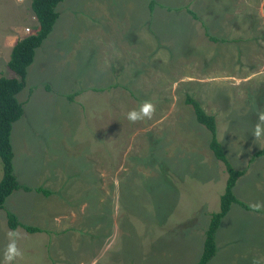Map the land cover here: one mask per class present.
<instances>
[{
    "label": "rangeland",
    "instance_id": "rangeland-1",
    "mask_svg": "<svg viewBox=\"0 0 264 264\" xmlns=\"http://www.w3.org/2000/svg\"><path fill=\"white\" fill-rule=\"evenodd\" d=\"M98 1L104 5L98 15L92 0L58 3L53 33L35 48L30 64L32 99L12 128L16 169L29 166L16 172L19 177L38 184L47 174L39 170L58 164L65 178L66 223L88 216L86 223H97L98 232L88 245L91 225L77 242L61 238L59 253L66 258L56 261L41 235L22 234L23 256L15 264H193L209 215L218 209L226 171L208 148L209 132L184 103L186 94L214 116L225 158L244 171L236 197L247 205L264 202V154L249 161L264 146L252 137L257 112L264 111V0H213L214 10L205 12L210 18L185 28L203 44L204 28L225 41L208 40V48L198 49L205 58L195 52L169 67L151 53V40L182 35L186 29L179 22L152 21L149 13L160 11L149 0ZM204 2L194 1L195 13H203ZM28 3L0 0V28L31 22ZM31 32V23L25 24L22 33ZM237 37L240 42L229 41ZM4 38L0 70L10 44ZM46 83L58 93L51 94ZM70 89L84 90L68 100L64 93ZM145 100L156 105L153 118L131 124L127 112ZM89 163L97 168L96 184L76 185L73 180L89 179ZM8 207L7 202L0 209V262L8 243ZM216 244L207 264H264V215L232 203Z\"/></svg>",
    "mask_w": 264,
    "mask_h": 264
},
{
    "label": "crops",
    "instance_id": "crops-1",
    "mask_svg": "<svg viewBox=\"0 0 264 264\" xmlns=\"http://www.w3.org/2000/svg\"><path fill=\"white\" fill-rule=\"evenodd\" d=\"M150 1L152 2V5L154 7L153 8L154 11L155 10L160 11V12H158L159 13L158 16L155 15L157 13L156 11L149 13L150 16H151V14H153L154 19L152 21H154V22L158 21L160 24H163L165 21L166 22L167 21L179 22L181 24L180 26L184 27V28L187 27V25H192V22H191L192 20L202 21V19H207L208 17L210 18V15L208 13H205V12L206 11L211 12V10L212 11L214 10V7L211 5V3L213 4V2H214L213 0H205V2L207 3L206 7L204 8L205 10L200 8V10H203V13L201 14V15H203V18L201 17V15L198 12L195 13V10L193 9L195 0H171V1L166 0V2L163 0H161L160 2L158 0H149L148 2H150ZM58 3L56 4V6L54 8L56 13H57V16H58ZM103 8H104V5L100 1L92 0V9H93L95 14L98 15V13L103 10ZM186 8L191 10L197 16V18L196 19L192 18L191 15L187 12ZM25 10L30 11V13H29L30 18L29 19L31 22L20 24V25H19V23L9 22L8 24L1 25L2 28H0V29H3L2 30L3 31L2 36L5 37L3 42L5 44L6 43H10V44H8L9 46L5 50V57L3 59V64L1 65L2 69L0 70V75H8V71L6 70L5 64H6V61L8 59L9 51H10L11 46L15 43V41L17 39L27 35V34L22 33V28L25 26V24L31 23L32 32L34 31V29L36 27V21H35V18L31 12L30 8L28 7V9H25ZM217 10L220 11L219 9H217ZM162 11H165V12H162ZM219 17L220 16L218 15V19H219ZM56 19H57V17H56ZM56 19H55V21H56ZM55 21H54L52 28H51L52 31L50 30V32L46 35V37L42 41H44V40L47 41L49 39V37L52 35L50 33H53V29H54L55 23H56ZM200 24L202 26H205V21L200 22ZM2 36H0V37H2ZM42 41H41V43H42ZM151 41L153 44V47L151 48V53L155 52L156 57H158L159 60L163 63V67H166L168 65V63H170V65H171L172 63L177 62V57H180L181 59L182 58H185V59L191 58L192 54L193 53L195 54V52L200 53V58H203V57L205 58V56L202 54V52H200V50L205 49L206 47L208 48V38L207 37L204 40L205 43L203 44L202 40L199 37H197V36L195 37L193 35H190L188 32V29H186L185 33H183L180 36L179 35L176 36V35L166 34L163 38L162 37H155ZM229 41H231V43H238V42H240V38L239 37L232 38ZM176 42H178L177 43L178 46L175 45V47H172V45L175 44ZM165 43H166V45H165ZM199 43H200V47L198 46ZM198 49H200V50H198ZM171 50H172V52H175V53L177 50H180L178 52V53H180L179 56H177L175 53L169 54V52ZM165 52H166V54L162 55ZM33 56H34V53H33ZM32 60H33V57H32ZM32 65H30L29 67L27 66L28 68L26 67L27 70H25L24 86L15 95L17 101H19L22 104V111H23V106L26 105L32 99L31 98L32 97V95H31L32 87H29L31 85L28 83L29 82L28 81V75L33 74V72L30 71ZM170 65H168L167 67H169ZM189 73H190L189 71L181 72V74H187V75ZM247 79H249V78L247 77ZM190 81H192V80H190ZM46 85H47V83H46ZM47 86H49V85H47ZM221 87H223V86H221ZM50 89L49 90L52 92L51 94H53L54 92H57L53 87H50ZM245 89L246 88L243 87V90H245ZM81 90H84V89H80V90L70 89L69 91H67V93L64 90L59 91V92H65L64 96L66 97L67 94H71L73 92H78L77 94H79L81 92ZM71 91H73V92H71ZM47 92H49V91H47ZM68 92H71V93H68ZM17 120H19V119H17ZM17 120L11 124L10 132H9V143H10V147H11V151H12V159H11L12 172H13V175H14L16 181L20 185H24V186L29 187L30 190L26 191V190H22V189H16V190L12 191L4 199L5 202H3V204L4 203L6 204L7 202L9 204V207H8V209H6L7 211H5V213L10 212L15 216L19 225L17 227H15L14 229H20L21 233L23 235H29V236L30 235H41L42 236L41 245L44 246L43 248H45V250H47L49 252V256H50L49 258L51 260L56 261L58 259L59 260L62 258L64 259L65 256H64V254H62V251H60V253H59V250H62V249H59V240L61 238H64L65 242L66 241L67 242H77V238H79L77 235L79 234V232L80 233L86 232L87 227L91 225L90 228L88 229V230H90V231H88L90 238L87 240V242L85 241V244L88 245L91 241V236H92V238L96 237V235L94 233L98 232L96 230L97 223L87 224L88 221L86 223V219L88 220V216L82 217V219H79V222L74 220V219L71 220V218H70L66 223V217H65V214L63 212L64 197L62 196L63 188H64V184H65V178H64L63 174L61 173V170L59 169L58 164L56 165V167H53L51 169L39 170L42 172H45V171L47 172V174H45L43 177H41V182L38 183L39 185L37 183L36 184L29 183L28 181H26V179H23V177H19V175L16 172L18 170H27L29 166L26 164L25 166L20 167L18 170L16 169V166H15V163L17 160L16 143L15 142H17V140H15V136L12 133V128H13V125H15V123H17ZM27 137H29V134ZM12 139H13L14 146L12 145ZM15 154H16V160L14 161ZM251 161L253 162V159ZM42 168L45 169L46 166L45 167L43 166ZM88 170L90 171V176H89L88 180H80V179L77 180L76 179V180H73V182L78 181L77 183H75L76 185L77 184L78 185L90 184V185H88L89 187L91 185H94V183L97 180V178H96L97 177V174H96L97 168L94 164L89 163V169ZM37 171H38V169H37ZM243 172L244 171H242L241 175H239L236 178V181L232 187V194L234 195V197L239 202L245 204L248 207L247 209L242 207L244 210H248V209L251 210L249 208V205H247L248 203L244 200L242 201L241 199H238L234 193L235 186L237 185L239 179L242 177ZM0 177H1V163H0ZM59 187H61L60 190H59ZM37 188L47 190L49 193L44 195L40 191L36 190ZM59 191H61V192H59ZM59 194L63 198H59L58 197ZM37 199H38V201H37ZM231 205L229 208H231ZM239 207H241V206L239 205ZM2 208H3V206H2ZM255 214L262 217L264 215V212L255 213ZM226 215H227V212L221 218L220 223L218 225V228L216 229L215 234H214L215 254L213 257H215L216 253H217V244H216L217 233H218L219 229L221 228L222 221ZM4 216H6V214H4ZM3 220H4V218H3ZM3 223H4V221H3ZM66 224H68V226H66ZM23 226L35 227V228H37V231L28 232L23 228ZM5 229L7 232L10 230V228L8 226ZM4 231H5L4 229L0 228V235H3ZM104 241H105V239H104ZM95 248H97V247L95 246ZM96 250L97 249H95V252H96Z\"/></svg>",
    "mask_w": 264,
    "mask_h": 264
},
{
    "label": "trees",
    "instance_id": "trees-1",
    "mask_svg": "<svg viewBox=\"0 0 264 264\" xmlns=\"http://www.w3.org/2000/svg\"><path fill=\"white\" fill-rule=\"evenodd\" d=\"M61 0H30L29 8L35 18L36 27L32 33H29L15 41L11 46L8 59L5 67L8 75H0V163H1V177H0V209L3 206L4 199L14 190H30L29 187L20 185L12 172V151L9 143V132L11 124L20 118L22 115V104L17 101L15 95L24 86V77L26 67L31 63L34 49L41 43V41L50 32L52 25L57 17L55 11L56 4ZM152 4V2H149ZM149 4V5H150ZM187 12L192 18L197 16L189 9ZM204 35L212 42H224L225 39L218 38L207 34L204 28ZM50 89L49 86H45ZM78 92H73L66 95V99L72 100L73 96ZM184 103L191 106L195 120L203 125L209 132L208 148L215 159L222 162L226 171V179L224 182L223 191L219 196L218 209L210 213L207 226L204 230L201 252L198 259L193 264H206L215 254L214 234L221 218L226 214L232 203H237L241 207L247 209L248 207L239 202L232 194V187L236 178L241 175V170H235L231 167L224 156L222 148L215 137V120L212 114H207L200 104L189 95H185ZM264 154V146L256 150L249 161L256 156ZM42 194L46 195L47 190L39 189ZM6 223L10 229H14L19 224L15 216L6 212ZM28 232L37 231V228L30 226H23Z\"/></svg>",
    "mask_w": 264,
    "mask_h": 264
},
{
    "label": "clouds",
    "instance_id": "clouds-1",
    "mask_svg": "<svg viewBox=\"0 0 264 264\" xmlns=\"http://www.w3.org/2000/svg\"><path fill=\"white\" fill-rule=\"evenodd\" d=\"M156 112V105L150 101H142L138 108L127 112L126 119L131 124H136L145 120H151ZM254 142L264 140V111L257 112V122L252 130ZM249 208L253 213L264 212V202H253L249 204ZM23 238L20 229H10L7 232L8 243L5 246L3 253V261L0 264H15L19 258H22L23 253L18 242Z\"/></svg>",
    "mask_w": 264,
    "mask_h": 264
}]
</instances>
